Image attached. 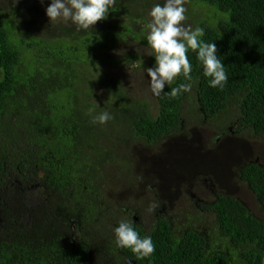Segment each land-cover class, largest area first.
<instances>
[{"label":"trees","instance_id":"obj_1","mask_svg":"<svg viewBox=\"0 0 264 264\" xmlns=\"http://www.w3.org/2000/svg\"><path fill=\"white\" fill-rule=\"evenodd\" d=\"M13 1L7 11L0 5V264H264V163L246 148L252 158L232 147L217 166L220 176L228 171L237 176L233 184H246L262 215L217 191L206 203L191 199L181 221L159 206L146 224L143 206L124 207L107 194L109 184L148 178L159 151L183 147L175 137L188 124L264 138V0H186L185 24L216 44L228 80L223 89L210 87L189 49L192 90L175 97L171 89L188 82L183 74L160 96L120 79L121 62L154 67L146 24L157 1L117 0L88 30L62 20L40 26L35 0ZM124 42L132 50L112 55ZM103 111L113 119L93 123ZM134 147L153 160L142 173ZM121 220L150 235L154 253L117 247L113 229Z\"/></svg>","mask_w":264,"mask_h":264},{"label":"clouds","instance_id":"obj_2","mask_svg":"<svg viewBox=\"0 0 264 264\" xmlns=\"http://www.w3.org/2000/svg\"><path fill=\"white\" fill-rule=\"evenodd\" d=\"M40 2L43 4L44 0H40ZM185 2L186 0H163V3L154 4L148 14L150 20L146 24V28L148 29L146 39L155 63L154 67L145 68L147 72L145 80L147 83L143 85L148 87L152 94L156 96L164 93L165 86L172 83L180 74H183L185 80L188 82L172 88L169 95L175 97L182 92L187 93L192 90V64L187 55L189 49L197 53V58L203 66L204 75L210 77V87L223 89L228 80L225 66L217 55L216 44L206 42L203 39L204 30L202 28H193L191 25L185 24L187 20ZM116 3L117 0H50L45 12L50 22L62 20L66 23L71 22L75 24L78 30H88L98 21L107 19L109 12L112 11ZM135 65L137 66V64ZM133 88L139 91V87ZM111 119H113L111 113L103 111L94 115L92 122L106 124ZM200 125H204V130L209 136L210 143L209 153L206 151L203 155L211 157L216 164L231 157V155L223 153L229 151L232 147H238L245 156L247 155L245 152H252L257 147L251 144V140L238 137L239 133L235 130H229L231 131L229 133L228 130L220 131L218 125H209L204 122ZM184 130H186V127ZM190 130L194 131V127ZM220 132L225 133V140H220L216 143ZM179 134L175 137L177 140L181 138ZM253 135L262 137V135L256 133ZM189 139L187 140L189 141ZM193 141H201L199 131L198 140L193 138ZM261 142L263 141L255 143L260 144ZM233 143L236 145H231ZM215 147L217 148L214 150ZM166 148L174 153L171 146ZM242 148H246L245 152ZM163 150L159 151L160 154ZM217 150L221 152H216ZM177 151L181 154L179 149ZM249 157L252 158L251 156ZM148 160H151V157ZM158 164L165 166L164 163ZM236 164H240V161L236 162ZM173 165L178 166L179 169H170L167 177L177 175L178 173H182L184 177L181 180H176L174 185L171 183L166 184L165 180V187L168 188L169 185L175 187L184 181L187 183L192 181L190 169L178 164L170 166ZM201 165L203 166V164ZM157 206L154 203L150 205L148 210L150 212L154 211ZM113 233L117 247L130 249L132 253L137 254L139 257L150 256L155 251L152 237L147 234L141 237L134 227L132 220H121L118 226L113 229Z\"/></svg>","mask_w":264,"mask_h":264},{"label":"rangeland","instance_id":"obj_3","mask_svg":"<svg viewBox=\"0 0 264 264\" xmlns=\"http://www.w3.org/2000/svg\"><path fill=\"white\" fill-rule=\"evenodd\" d=\"M8 1H13V0H0V5H7L4 9L5 11L9 10L12 5L9 4ZM152 3L153 2H158L161 3V0H150ZM14 2V1H13ZM30 4V1L25 2ZM50 0H44L43 4L40 2V0H35L34 5H37L39 8L38 11L35 10L37 13L32 14L34 19H36L38 22H40V26H48L49 23L46 21L48 17L46 16V8L49 6ZM147 10V8H145ZM147 17L149 15L147 14ZM57 23V21H54ZM66 23V22H65ZM9 22L5 21L4 25H8ZM141 28V27H140ZM133 42V41H132ZM129 50H132V46L130 42H124L121 43L118 47L117 50L111 51L112 55L114 56H119L124 58L129 52ZM121 65V71L111 69V71H119L122 74V81H124V85L128 88L130 87H139L143 84H146L147 81L145 80L147 77V72L145 67H138L136 65L131 64L130 62H121L119 63ZM150 78V77H149ZM139 85V86H138ZM155 107V106H154ZM194 127V131H199L200 132V142L194 141V148L198 150V163L196 162L195 159H184L182 158L181 160L183 163L186 165V168L192 169L196 165V168L194 169L195 171L200 172V178L199 176H191L192 181L188 183V188L186 189H181L179 191H171L170 189H165V180L166 184H175V181L181 180L184 176L182 173H178L177 175H171L167 177L168 171L170 169H179L178 166L173 165L170 166L169 164H166L163 166L161 163L164 158L161 156H158L157 158V163L154 164L153 168L147 171L148 178L146 177L145 179L141 181H136L134 184L130 186L128 185H119L115 186L109 184L111 187L107 189V194L108 198H114L115 200H118L122 206H131L135 208L141 209L142 206L144 207V212L141 213L144 221L146 224L152 223V218L155 216V213L157 211V208L161 206V211L164 212L167 215H171L172 218H175L176 221H181L184 218V215L182 213H185L188 208H190L191 204V199L198 198L202 203L209 202L213 200L214 196L212 195V191H221L223 193L227 192L226 194L233 195L236 197H241L244 202L247 203L249 208L257 215H262L259 209V205L256 202V200L250 196L249 194L245 193V186H243L242 182H239L237 184L234 183V178L235 174L232 175L227 171V175L223 176L221 173V176L219 174V168L217 164L212 160V158L207 157L208 155H203L206 151L209 153V136L204 130V125H197L194 123L188 124L186 126V130H190L191 128ZM238 137L240 138H246L248 140H251V144L254 146H257L254 150H252L254 155L259 156V160L264 163V138L260 136H255L249 134L247 136V133L244 131H240ZM190 143L193 146V138L189 139ZM258 141H263L260 144L255 143ZM134 151L132 150L133 156L135 160H137L138 163V170L142 173L144 170V166L146 168H150L151 163L150 161L153 160H148L145 156L147 155H142L141 153H146L150 152L145 149V147H139L140 150H137L135 147L133 148ZM183 152V147L181 149V154ZM225 154V153H223ZM143 157H140V156ZM200 157V158H199ZM206 161H208V164L211 168L210 170H207L205 167H203L201 164H204ZM136 162V161H135ZM134 164V169L137 173V168H135ZM159 171L161 173L159 174ZM196 173V174H197ZM164 177V179H162ZM211 177L213 178L211 180ZM237 177V176H236ZM169 178V179H168ZM220 178L221 184L219 183H214V179ZM210 179V180H209ZM223 179V180H222ZM230 182V184H229ZM223 183V184H222ZM221 185H224L220 187ZM115 187V188H114ZM155 188L158 192H154L152 189ZM174 188V187H173ZM237 188V191H234ZM165 189V190H164ZM238 192V193H235ZM156 193V194H155ZM244 194V195H243ZM243 195V196H242ZM161 199V203H160ZM159 200V202H157ZM198 200V201H199ZM199 201V202H200ZM158 205L154 211H149V207L152 204ZM186 210V211H185ZM186 214V213H185Z\"/></svg>","mask_w":264,"mask_h":264},{"label":"flooded vegetation","instance_id":"obj_4","mask_svg":"<svg viewBox=\"0 0 264 264\" xmlns=\"http://www.w3.org/2000/svg\"><path fill=\"white\" fill-rule=\"evenodd\" d=\"M198 125V124H197ZM180 132H183V135H181V138H180V140L181 141H184V145H183V152H182V154H180L177 150L179 149V151H181V149H182V146L181 145H179V144H177V143H175L174 145H172L171 146V148L174 150V153L173 152H171L170 151V149H168V148H166V149H164L163 150V152L161 153V157H163L167 162H168V164L169 165H172V164H178V165H180V166H183V167H186V165L183 163V161L181 160L182 158H184V159H195L196 160V162L198 163V150L196 149V148H194V141H193V146H192V144L190 143V141H186L188 138H196L197 140H198V131H193V130H190V131H188V130H184V131H180ZM224 136H225V133L224 132H220L219 134H218V138H217V140H216V143L218 142V141H220V140H225L224 139ZM186 138V140H184ZM180 140H178L179 142H181ZM215 143V144H216ZM197 144H198V141H197ZM217 147H215L214 148V150L216 149ZM252 154H253V152H251ZM243 154H239L238 155V157L239 156H242ZM254 155V154H253ZM243 158H249V156L248 155H246V156H244ZM256 159L255 160H257L258 162H260L261 163V161L259 160V156L257 155L256 157H255ZM238 161H240V163H243L244 164V162H243V160H235L234 162L236 163V162H238ZM203 167H205L207 170H210L211 171V168H210V166H209V164H208V162L206 161L204 164H203ZM196 168V165L193 167V170L192 169H190V172H191V174H192V176L194 177V176H199V178H200V172L198 171V173H197V171H195L194 169ZM212 172V171H211ZM197 173V174H196ZM213 178L211 177V180H212ZM210 180V179H209ZM215 182H218L217 180H215L214 179V183ZM223 184V183H222ZM186 185H188V183L186 182V181H184V182H182V183H180V184H177L174 188L171 186V185H169L168 186V189H170V190H173V191H179V190H183V189H186V188H188V186H186ZM220 185V184H219ZM246 184L244 183L243 184V186H245ZM222 186H224V185H221L220 187H222ZM225 187V186H224ZM245 190H246V188H245ZM234 191H237V188L234 190ZM216 192L217 191H215V190H213L212 191V193H213V196L215 195L216 196ZM227 192H225V194H226ZM235 193H238V192H235ZM245 193H247V192H245ZM248 194V193H247ZM227 195H229V194H227ZM244 195V194H243ZM242 195V196H243ZM215 196H214V198H215ZM230 196H233V195H230ZM236 196V195H235ZM242 199V198H241ZM195 202H198V198H195V199H193ZM200 201V200H199Z\"/></svg>","mask_w":264,"mask_h":264}]
</instances>
